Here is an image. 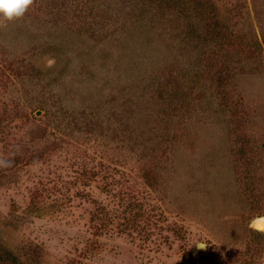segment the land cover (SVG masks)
I'll return each mask as SVG.
<instances>
[{"label":"rangeland","instance_id":"rangeland-1","mask_svg":"<svg viewBox=\"0 0 264 264\" xmlns=\"http://www.w3.org/2000/svg\"><path fill=\"white\" fill-rule=\"evenodd\" d=\"M192 1L0 20V264H264V0Z\"/></svg>","mask_w":264,"mask_h":264},{"label":"clouds","instance_id":"clouds-1","mask_svg":"<svg viewBox=\"0 0 264 264\" xmlns=\"http://www.w3.org/2000/svg\"><path fill=\"white\" fill-rule=\"evenodd\" d=\"M32 0H0V20H12L21 17ZM10 161L0 160V166H7ZM249 227L256 231L264 232V216L254 217ZM201 248L204 246L201 245Z\"/></svg>","mask_w":264,"mask_h":264},{"label":"trees","instance_id":"trees-1","mask_svg":"<svg viewBox=\"0 0 264 264\" xmlns=\"http://www.w3.org/2000/svg\"><path fill=\"white\" fill-rule=\"evenodd\" d=\"M193 8L196 10V12L201 15L202 17H208L209 19H212V28L211 31L208 32L207 35H204L202 38L205 41H208V36L212 40L216 41H224L226 38V31H223L222 27L219 26L218 23V13L215 11L214 7L212 6L211 2L209 0H193L192 1ZM7 257L5 258V261H9L10 259L14 260V257L10 255L7 252ZM15 264V263H14Z\"/></svg>","mask_w":264,"mask_h":264},{"label":"bare ground","instance_id":"bare-ground-1","mask_svg":"<svg viewBox=\"0 0 264 264\" xmlns=\"http://www.w3.org/2000/svg\"><path fill=\"white\" fill-rule=\"evenodd\" d=\"M259 217H261V216H259Z\"/></svg>","mask_w":264,"mask_h":264}]
</instances>
